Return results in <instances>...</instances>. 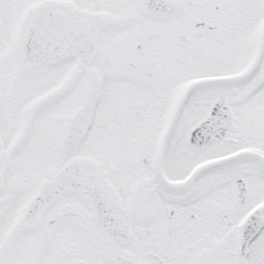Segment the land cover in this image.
<instances>
[{"label":"snow or ice","instance_id":"6c2138e0","mask_svg":"<svg viewBox=\"0 0 264 264\" xmlns=\"http://www.w3.org/2000/svg\"><path fill=\"white\" fill-rule=\"evenodd\" d=\"M0 264H264V0H0Z\"/></svg>","mask_w":264,"mask_h":264}]
</instances>
